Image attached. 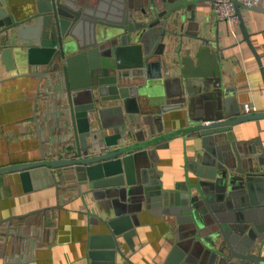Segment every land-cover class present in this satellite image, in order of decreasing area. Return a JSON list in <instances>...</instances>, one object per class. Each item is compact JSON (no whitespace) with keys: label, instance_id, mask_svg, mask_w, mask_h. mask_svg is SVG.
I'll return each mask as SVG.
<instances>
[{"label":"water","instance_id":"water-1","mask_svg":"<svg viewBox=\"0 0 264 264\" xmlns=\"http://www.w3.org/2000/svg\"><path fill=\"white\" fill-rule=\"evenodd\" d=\"M26 1L21 18L10 7L0 10V54L8 68L14 60L40 67V79L59 86L50 96L59 98L68 137L50 144L73 141L75 153L1 168L0 175L18 173L29 189L33 172H72L84 188L85 207L98 212L97 231L87 240L92 261L112 260L123 245L132 251L137 215L147 210L170 218L169 259L177 264H264L263 246H254L264 239V161L234 133L264 119V112L244 114L221 87L218 40L202 36L204 26L196 21L203 0ZM233 2L242 40L264 79L241 15H264V8ZM215 29L209 33L217 35ZM206 61L202 75L197 69ZM166 65L178 66L180 75L169 77ZM189 77L203 78L198 100L187 97ZM181 109L187 128L155 137L161 115ZM90 119L107 148L98 155L89 154ZM177 135L194 142L189 168L195 182L186 174L184 184L163 190L149 178L151 153Z\"/></svg>","mask_w":264,"mask_h":264},{"label":"crops","instance_id":"crops-1","mask_svg":"<svg viewBox=\"0 0 264 264\" xmlns=\"http://www.w3.org/2000/svg\"><path fill=\"white\" fill-rule=\"evenodd\" d=\"M0 2L3 4L0 10L10 7L19 18L26 14V0ZM195 9L196 21L205 29L202 36L218 40L221 87L227 90L228 97L234 98L240 111L246 105L252 107L251 113L264 112V79L238 26L216 23L212 3L208 1L199 2ZM241 15L264 68V15L248 10ZM214 28L217 35L213 31L209 33V29ZM13 62L14 68H8L0 54V169L40 162L43 156L47 160L57 159L60 154L71 157L75 144L71 141L60 145L68 134L61 125L64 119L57 113L60 111L57 109L59 98L50 96L59 86L47 77L40 79V67ZM208 67L209 61H206L197 72L203 75ZM165 70L169 77L180 75L176 65ZM193 73L195 75L196 71ZM185 81L188 99L198 100L203 78L189 77ZM160 125L162 131L155 137L187 128L186 109L162 114L161 120L153 124L157 130ZM234 133L236 141L252 144L255 159L264 161V119L235 127ZM53 142L60 144L56 147L50 144ZM53 149L54 155H49L47 151ZM194 150V142L186 136L177 135L159 143L151 153L149 178L163 190H173L175 184H184L186 174L191 183L195 182L193 170L189 168ZM83 190L78 188L70 171L51 170L50 175L33 172L29 189L18 173L0 175V242L6 241L4 248L0 246V264H177L169 259L170 218L156 217L147 210L137 215L139 224L132 238L134 249L131 251L126 245L121 248L120 254L125 259L115 252L112 260L106 256L90 260L87 240L97 231L98 212L94 207H85L80 195ZM260 245L264 256V239L255 240L254 246Z\"/></svg>","mask_w":264,"mask_h":264},{"label":"built area","instance_id":"built-area-1","mask_svg":"<svg viewBox=\"0 0 264 264\" xmlns=\"http://www.w3.org/2000/svg\"><path fill=\"white\" fill-rule=\"evenodd\" d=\"M239 2L244 7H263L264 0H209L212 3V15L214 20L217 23H225L231 27H237L239 21L235 16L234 2ZM242 111L244 114L248 115L251 113L252 107L250 106H242ZM91 127H90V155H98L107 150V148L103 144V134L99 129V126L96 120L90 119ZM50 150V149H49ZM48 150V151H49ZM49 155H54V149L49 151ZM6 245V241L3 240L0 242V246L4 248Z\"/></svg>","mask_w":264,"mask_h":264}]
</instances>
